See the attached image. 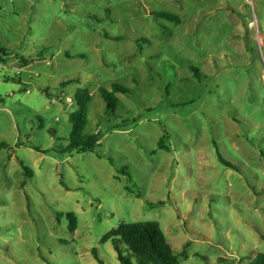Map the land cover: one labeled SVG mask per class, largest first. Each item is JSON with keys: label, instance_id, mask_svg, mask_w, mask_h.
I'll return each mask as SVG.
<instances>
[{"label": "rangeland", "instance_id": "1", "mask_svg": "<svg viewBox=\"0 0 264 264\" xmlns=\"http://www.w3.org/2000/svg\"><path fill=\"white\" fill-rule=\"evenodd\" d=\"M0 48V264H120L101 240L140 221L178 264L264 253V0H0ZM78 88L103 138L63 153Z\"/></svg>", "mask_w": 264, "mask_h": 264}, {"label": "trees", "instance_id": "2", "mask_svg": "<svg viewBox=\"0 0 264 264\" xmlns=\"http://www.w3.org/2000/svg\"><path fill=\"white\" fill-rule=\"evenodd\" d=\"M158 18H163L171 22L179 23L180 19L172 13L161 12L156 15ZM107 38H110L106 36ZM3 50L0 48V54ZM69 57V55H67ZM2 61L0 57V62ZM194 72H197L194 68H191ZM77 82V80H68L61 83L62 87L68 84ZM125 93L126 91L119 87L113 86L110 91L104 88L99 89V93L104 102L108 105L107 113L115 114L117 107L116 93ZM73 101L77 107L76 111L70 114L69 122L71 130L69 133V144L62 149L63 153L75 152H94L96 148L100 146V141L103 138L101 131H98L94 135H84V129L87 124V110L91 101V95L87 88H78L73 96ZM112 127L109 130L117 129ZM167 138L162 136L158 141V147L165 151H169V147L166 145ZM6 147L4 143H0V148ZM37 150V149H35ZM38 151V150H37ZM219 162L225 167L237 170V167L226 161L219 153H217ZM27 177H30L31 171L22 166ZM122 174L128 175L125 170H122ZM69 229L74 232L77 227V221L74 214H68ZM102 243L110 242L112 248L116 252L117 260L120 264H178V257L182 256L183 251L177 254L168 242L164 232L160 228V225L156 221H140L133 223H122L116 228L107 232L102 240ZM124 246L128 254L126 255L121 246ZM95 260L99 264H103L102 260L96 255V251H92ZM134 258V262L131 260ZM250 264H264V253L256 256V258Z\"/></svg>", "mask_w": 264, "mask_h": 264}]
</instances>
